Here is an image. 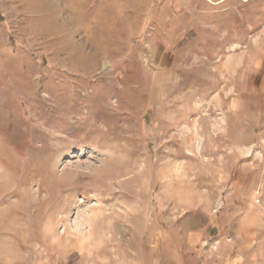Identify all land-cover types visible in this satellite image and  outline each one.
<instances>
[{
    "label": "rangeland",
    "instance_id": "1",
    "mask_svg": "<svg viewBox=\"0 0 264 264\" xmlns=\"http://www.w3.org/2000/svg\"><path fill=\"white\" fill-rule=\"evenodd\" d=\"M0 219V264H264V0H0Z\"/></svg>",
    "mask_w": 264,
    "mask_h": 264
},
{
    "label": "bare ground",
    "instance_id": "2",
    "mask_svg": "<svg viewBox=\"0 0 264 264\" xmlns=\"http://www.w3.org/2000/svg\"><path fill=\"white\" fill-rule=\"evenodd\" d=\"M78 22V21H77ZM66 23H68V22H66ZM43 188L41 187V189L40 190H42ZM2 190V189H1ZM2 225H5V226H8V224H3L2 222H1V219H0V227L2 226ZM156 257V256H155ZM154 262V261H153Z\"/></svg>",
    "mask_w": 264,
    "mask_h": 264
}]
</instances>
